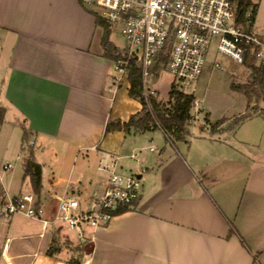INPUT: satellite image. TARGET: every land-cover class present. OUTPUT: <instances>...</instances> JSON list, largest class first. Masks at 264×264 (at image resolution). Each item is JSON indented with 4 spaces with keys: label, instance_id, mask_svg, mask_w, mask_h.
<instances>
[{
    "label": "crops",
    "instance_id": "1",
    "mask_svg": "<svg viewBox=\"0 0 264 264\" xmlns=\"http://www.w3.org/2000/svg\"><path fill=\"white\" fill-rule=\"evenodd\" d=\"M253 2L252 30L264 35V0ZM91 9L83 0H0V104L7 109L0 196L33 194L52 219L59 197L85 204L101 194L110 174L103 165L119 156L117 170L141 180L140 199L83 237L58 222L45 230L21 213L7 216L0 206V264H70V257L82 264L89 245L90 264H264L261 126L243 130L249 116L227 128L241 112L219 127L203 123L179 144L161 129L107 133L109 121H127L143 106L129 94V75L116 79ZM22 124L32 133L42 194L25 174ZM8 162L15 166L4 169ZM55 238L63 249L51 257Z\"/></svg>",
    "mask_w": 264,
    "mask_h": 264
},
{
    "label": "built area",
    "instance_id": "2",
    "mask_svg": "<svg viewBox=\"0 0 264 264\" xmlns=\"http://www.w3.org/2000/svg\"><path fill=\"white\" fill-rule=\"evenodd\" d=\"M85 4L117 26L126 41V54L115 60L116 79L129 75L135 60L142 70L146 98L155 95L150 85L157 66L173 76L174 82L187 93H196L205 72L209 55L216 52L214 68L223 69L217 59L224 54L235 64L244 66L249 57L264 65V35L240 22L235 0H83ZM251 12L248 13V16ZM166 58V61L164 60ZM197 100L195 101V106ZM107 188L83 204L73 196L58 198L52 219L43 217L44 209L33 194L14 198L0 196L5 215L21 213L39 221L43 229L55 222L83 237L86 228L108 224L126 207H133L141 196V180L134 174L117 170L119 156H113ZM15 164L6 163L10 169Z\"/></svg>",
    "mask_w": 264,
    "mask_h": 264
},
{
    "label": "trees",
    "instance_id": "3",
    "mask_svg": "<svg viewBox=\"0 0 264 264\" xmlns=\"http://www.w3.org/2000/svg\"><path fill=\"white\" fill-rule=\"evenodd\" d=\"M238 8L240 22L244 25L250 20L248 26L252 29L253 22L257 13V6L253 0H235ZM91 12L96 16L97 24L102 26L103 36L102 45L104 47V56L116 60L119 56L126 54V50L122 51L111 40V26L112 24L103 18L98 11L91 9ZM251 15L248 16V13ZM166 61V58H164ZM244 67L251 70L250 80L244 84H233L234 90L244 92L250 99L262 100L264 102V65L258 63L255 57H249ZM161 68L157 66L156 69ZM130 88L129 94L138 99L142 103V110L133 114L129 120L122 121L121 119L111 120L106 125V132H113L123 130L126 133L131 132H145L155 129H161L166 134L167 138L174 142H187L191 136L190 126L195 118L193 109L195 101L197 100L196 93H187L183 91L174 81L171 84L169 98L167 101H160L156 95H149L146 98L142 85V70L134 60L129 69ZM7 109L0 104V126L5 121ZM264 113V108L262 110ZM245 115L240 118L234 125L229 127L233 129L243 118L249 117ZM207 123H211L210 119L205 116ZM224 120L220 119L212 123V127H219L223 124ZM24 135L23 145L27 149L28 155L25 159V174L31 177L34 191L37 194L43 192V176L42 168L37 163L34 155V147L31 143V131L25 124H22ZM175 144V143H174ZM138 202V201H137ZM136 202V203H137ZM134 204V206L136 205ZM133 206V207H134ZM133 207H126L117 214L130 210ZM230 233H234L231 228ZM63 249V244L58 239H52L46 253L48 256L55 257ZM70 264H81V258L70 257Z\"/></svg>",
    "mask_w": 264,
    "mask_h": 264
},
{
    "label": "rangeland",
    "instance_id": "4",
    "mask_svg": "<svg viewBox=\"0 0 264 264\" xmlns=\"http://www.w3.org/2000/svg\"><path fill=\"white\" fill-rule=\"evenodd\" d=\"M261 19L264 22V16H262ZM111 31L114 32L112 38L118 44L119 48L122 51L126 50V41L120 34L119 28L112 25ZM215 58L216 52L212 50L205 72L196 86L197 105L193 109L195 118L190 126L191 132L195 134L199 133L203 123L212 127V123L218 118H221L224 122H228L229 116L245 112L246 114H240L239 117H231L232 119L228 123L226 122V127L229 128L243 116L250 115L254 116V119L246 121V124H241L249 117L243 118L240 122V124L243 125L242 129L246 131L252 126L255 127V125L261 126L260 130L263 132L261 134L264 136V113L262 112L264 102L262 100H256L255 98L250 99L244 92L232 88L233 84L247 83L250 80L251 70L235 64L224 54H219L217 56V59L223 64L224 68H214L213 64ZM155 73L152 81H150V85L156 90L155 95L158 100L162 102L167 101L174 78L168 72L164 71L163 67L156 69ZM206 112H210L212 117L216 118V120L207 123L204 118ZM174 143L179 144L180 142ZM153 146H156V142L153 143ZM57 224L63 225L62 222H58ZM66 229H68V227Z\"/></svg>",
    "mask_w": 264,
    "mask_h": 264
},
{
    "label": "water",
    "instance_id": "5",
    "mask_svg": "<svg viewBox=\"0 0 264 264\" xmlns=\"http://www.w3.org/2000/svg\"><path fill=\"white\" fill-rule=\"evenodd\" d=\"M92 253H93V246L89 245L85 251L82 264H90Z\"/></svg>",
    "mask_w": 264,
    "mask_h": 264
}]
</instances>
